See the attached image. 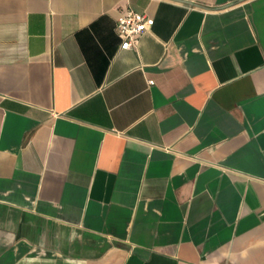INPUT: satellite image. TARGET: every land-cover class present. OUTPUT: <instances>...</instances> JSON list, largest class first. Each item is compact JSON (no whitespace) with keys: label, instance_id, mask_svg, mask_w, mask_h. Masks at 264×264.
<instances>
[{"label":"crops","instance_id":"obj_1","mask_svg":"<svg viewBox=\"0 0 264 264\" xmlns=\"http://www.w3.org/2000/svg\"><path fill=\"white\" fill-rule=\"evenodd\" d=\"M0 264H264V0H0Z\"/></svg>","mask_w":264,"mask_h":264},{"label":"built area","instance_id":"obj_2","mask_svg":"<svg viewBox=\"0 0 264 264\" xmlns=\"http://www.w3.org/2000/svg\"><path fill=\"white\" fill-rule=\"evenodd\" d=\"M149 25L150 19L143 13L133 10L122 13L117 19L118 36L122 41L121 49L136 47L140 38L148 32Z\"/></svg>","mask_w":264,"mask_h":264}]
</instances>
